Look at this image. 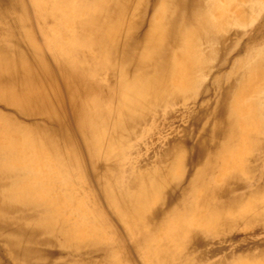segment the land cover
Instances as JSON below:
<instances>
[{
	"label": "bare ground",
	"instance_id": "6f19581e",
	"mask_svg": "<svg viewBox=\"0 0 264 264\" xmlns=\"http://www.w3.org/2000/svg\"><path fill=\"white\" fill-rule=\"evenodd\" d=\"M0 264H264V0H0Z\"/></svg>",
	"mask_w": 264,
	"mask_h": 264
}]
</instances>
